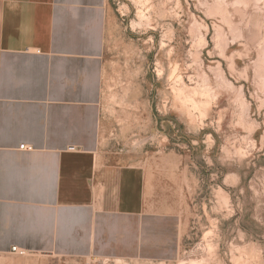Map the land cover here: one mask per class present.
<instances>
[{
  "label": "rangeland",
  "instance_id": "374dc122",
  "mask_svg": "<svg viewBox=\"0 0 264 264\" xmlns=\"http://www.w3.org/2000/svg\"><path fill=\"white\" fill-rule=\"evenodd\" d=\"M106 9L97 158L129 170L109 194L133 229L83 237L62 203L51 235L0 264H264V0Z\"/></svg>",
  "mask_w": 264,
  "mask_h": 264
},
{
  "label": "crops",
  "instance_id": "0c3cea01",
  "mask_svg": "<svg viewBox=\"0 0 264 264\" xmlns=\"http://www.w3.org/2000/svg\"><path fill=\"white\" fill-rule=\"evenodd\" d=\"M106 1L0 0V255L51 235L62 203L75 202L83 237L133 229L109 194L118 183L123 198L129 170L97 158Z\"/></svg>",
  "mask_w": 264,
  "mask_h": 264
},
{
  "label": "built area",
  "instance_id": "2783aa9c",
  "mask_svg": "<svg viewBox=\"0 0 264 264\" xmlns=\"http://www.w3.org/2000/svg\"><path fill=\"white\" fill-rule=\"evenodd\" d=\"M19 146H20V148H22V149H24V148H26V149H31V146L26 145V144H24V143H21ZM69 149H70V150H74V149H75V146H69ZM11 252H13L14 254L22 255V254L25 253V250L22 249V248H20V247H18V246L16 245V246H12V247H11Z\"/></svg>",
  "mask_w": 264,
  "mask_h": 264
}]
</instances>
